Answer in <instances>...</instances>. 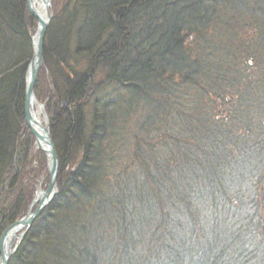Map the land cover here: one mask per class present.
I'll list each match as a JSON object with an SVG mask.
<instances>
[{"label": "trees", "instance_id": "1", "mask_svg": "<svg viewBox=\"0 0 264 264\" xmlns=\"http://www.w3.org/2000/svg\"><path fill=\"white\" fill-rule=\"evenodd\" d=\"M250 3L51 0L34 94L58 192L8 264H264V0ZM38 22L28 0H0V239L46 160L24 105ZM223 22L222 47L186 43Z\"/></svg>", "mask_w": 264, "mask_h": 264}, {"label": "water", "instance_id": "2", "mask_svg": "<svg viewBox=\"0 0 264 264\" xmlns=\"http://www.w3.org/2000/svg\"><path fill=\"white\" fill-rule=\"evenodd\" d=\"M50 0H44V6L46 7V19L41 18L37 14L36 8H34L33 0H28V8H30L31 13L35 18L38 19V26L37 31L33 35V55L30 60V65L27 69V75H26V97H25V116H26V122L27 125L30 127L32 134L35 137V146L46 153L48 158V168H49V179L50 183L46 187V190L43 191L40 188H37L38 192L36 193V197L33 200V204L38 202V206L34 211H32L30 206L28 210V214H26L25 217L16 220L12 225L8 226L5 231L2 233V237L0 239V264H8L11 255L17 250V247L19 246L18 243L21 241V239L26 235L27 228H29L32 225L33 220L41 213V211L47 207V205L52 201L53 197L57 194V175L59 172V157L57 156V150L54 145L52 136H50V127L48 125V117L44 113V116L46 118V122L44 126H42V131L44 134H41L38 132L37 125L38 122L34 118V116L31 113V105L30 102L33 97H36L34 94V87L35 82L37 80L39 69L41 68L43 61V45H44V36L47 32V28L50 25L51 22V10H50ZM41 104V103H40ZM45 104H42V107H44ZM36 125V126H35ZM40 142H45L47 148H43L40 146ZM26 229L22 233H19L16 237L18 238V241L16 243L14 242L15 239L10 240L9 242H6L7 234L14 229Z\"/></svg>", "mask_w": 264, "mask_h": 264}, {"label": "rangeland", "instance_id": "3", "mask_svg": "<svg viewBox=\"0 0 264 264\" xmlns=\"http://www.w3.org/2000/svg\"><path fill=\"white\" fill-rule=\"evenodd\" d=\"M57 1V3L59 4L58 6H60L65 0H56ZM248 1V3H249V5L251 4L250 2H251V0H247ZM235 5V4H234ZM239 5V6H238ZM238 5H236V7L239 9V10H237L238 12H241L242 14L241 15H243L244 17H245V19H248V20H251L252 19V17L250 16V15H245V14H247L248 12L249 13H251V12H258L257 10H255L254 8L252 9V8H248L247 7V5L244 3V2H242V3H240V4H238ZM49 7H50V10H51V0H50V5H49ZM227 10H230L229 8H227ZM226 14H229V16H232V14L234 15V16H232L235 20H237V19H240V17H239V15L238 14H236L233 10H230V11H226ZM253 14V13H252ZM240 21H242L241 19H240ZM210 26H211V23L209 24ZM242 26L243 25H241V26H234V28L236 29V30H241V33L239 34V36L241 37V39L240 40H238L237 42L239 43V44H237L238 46H240L241 47V53L239 54V55H241L242 57H244L243 56V53H244V51H245V48L243 49V47L245 46L243 43L245 42H241V40H244V38L246 39V40H248V36L249 35H253V32L249 29V28H242ZM225 27H230V29L233 27V26H224V22L222 23V25L220 26V27H217L218 29H216V30H214V31H212V27L211 28H209L211 31H212V33L211 34H205L204 36H200V35H198V34H193V35H191L188 39H187V44H193L194 46L195 45H198L200 48H201V46L202 45H204V44H208V45H210V46H212V45H218L219 47H222L221 45H223L225 42L224 41H228L227 39H225V38H229V37H227V36H225L223 33V35L221 34V30L222 29H226ZM220 30V31H219ZM210 31V32H211ZM216 31H218V32H216ZM229 31V30H228ZM244 31H247V33H245ZM263 32H264V30H262ZM244 32V33H243ZM36 33V32H35ZM261 33V32H260ZM207 35V36H206ZM229 35H230V31H229ZM225 37V38H224ZM264 41V40H263ZM263 43V42H262ZM260 48H262V45H260ZM219 54L217 55H214L213 54V59H214V61L216 62V60L217 59H223V58H225L226 56H227V53H225V51L223 50V51H219L218 52ZM238 65H239V68H241V67H243V63H242V61H240L239 63H238ZM40 70V69H39ZM260 71V70H259ZM258 71V66L256 65L255 66V69L254 70H252V72L253 73H256V72H259ZM110 92V91H109ZM39 101V100H38ZM39 103H41V104H44V102L42 103L41 101H39ZM56 111H58L57 109L56 110H54V112H56ZM46 115H47V117H48V119H49V121H48V125H49V122H50V115H48V113H47V111H46V105L44 106V111H43ZM43 113V114H44ZM42 114V115H43ZM143 117V115H140V116H138V117ZM263 117V116H262ZM262 117L261 118H258V120H262ZM130 118V117H129ZM257 120V121H258ZM129 121H130V119H129ZM137 121H139V118L137 119ZM260 122V121H259ZM49 127H50V125H49ZM34 149H33V152H32V154H34V153H36L37 151H43V150H41V149H39V148H37L36 146H35V142H34ZM44 152V151H43ZM45 154V156H46V160H45V164L43 163V162H40V159L38 158V155L35 157L36 159H38L39 160V162L36 160V162L37 163H35V160H34V164H33V166L32 167H37L38 169L40 168L41 170L43 169V172L42 173H40V176L39 177H36L35 178V180H36V193L38 192V190H37V188H40L41 190H43V191H45L46 190V187L49 185V183H50V179H49V168H48V158H47V155H46V153H44ZM233 184H231L227 189H232V190H239L240 188H241V184H242V181L241 180H239L238 178H234L233 179ZM57 191H58V189H57ZM197 192L199 193V194H203L204 192H207L205 189H202V188H199V189H197ZM35 197H36V194H35V196H34V199H35ZM54 198V197H53ZM33 199V200H34ZM32 204H33V202H32ZM31 204V205H32ZM38 206V202H36L35 204H33L32 205V211H34L35 209H36V207ZM145 206H147V205H145ZM30 208V207H29ZM45 209V208H44ZM43 209V210H44ZM29 210V209H28ZM42 210V211H43ZM28 214V213H27ZM28 229V228H27ZM24 230H26V229H22V230H20L17 234H19V233H22ZM27 232V231H26ZM26 234V233H25ZM25 237V236H24ZM23 237V238H24ZM22 238V239H23ZM21 239V240H22ZM16 241H18V238H16L15 239V243H16ZM21 242V241H20ZM19 242V243H20ZM19 243H18V245H19ZM19 247V246H18ZM17 247V248H18ZM17 251V250H16ZM15 251V252H16ZM14 252V253H15ZM13 253V254H14ZM12 254V255H13ZM11 255V256H12Z\"/></svg>", "mask_w": 264, "mask_h": 264}, {"label": "bare ground", "instance_id": "4", "mask_svg": "<svg viewBox=\"0 0 264 264\" xmlns=\"http://www.w3.org/2000/svg\"><path fill=\"white\" fill-rule=\"evenodd\" d=\"M33 4H34V8H36L37 10V14L43 18L46 19V7L44 6V0H33ZM31 113L34 116V118L36 119V121L38 122L39 125H37V130L38 132H40L41 134H44V132L42 131V126H44L45 122H46V118L44 116V107H42V104L39 103L37 97H33L31 102ZM43 114V115H42ZM36 126V125H35ZM41 147H43L44 149L47 148L46 147V143L45 142H40L39 143ZM19 229H14L11 230L7 235L6 238V242H9L12 239H15V237L18 235L17 233L19 232Z\"/></svg>", "mask_w": 264, "mask_h": 264}]
</instances>
